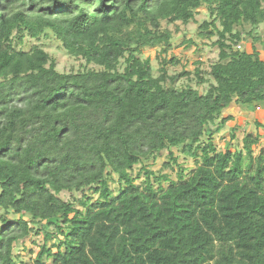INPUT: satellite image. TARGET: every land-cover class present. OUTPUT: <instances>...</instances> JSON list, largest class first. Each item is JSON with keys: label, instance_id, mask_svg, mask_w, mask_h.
Here are the masks:
<instances>
[{"label": "trees", "instance_id": "16d2710c", "mask_svg": "<svg viewBox=\"0 0 264 264\" xmlns=\"http://www.w3.org/2000/svg\"><path fill=\"white\" fill-rule=\"evenodd\" d=\"M202 7L210 21L198 35L216 37L218 60L201 94L175 86L189 76L167 74L175 58L155 77L141 53L166 54L173 33L162 22L186 25ZM262 23L264 0H0V264H27L15 246L44 227L55 235L44 231L32 264H264L259 136L219 151L208 128L231 120L232 104L264 107ZM49 34L81 70L58 72L39 44L18 49ZM172 148L195 161L189 177L142 168L136 185L133 168L164 151L163 167L177 165Z\"/></svg>", "mask_w": 264, "mask_h": 264}, {"label": "rangeland", "instance_id": "374dc122", "mask_svg": "<svg viewBox=\"0 0 264 264\" xmlns=\"http://www.w3.org/2000/svg\"><path fill=\"white\" fill-rule=\"evenodd\" d=\"M209 22V16L207 10L202 7L197 10L195 19L188 24L184 25L180 22L176 24H167L162 22V28H167L173 33V39L171 41V48L165 54L160 51V49H149L145 48L142 50L141 57L149 58L153 75L156 77L160 74V68H162V60H170L175 58L179 61L178 64H166V71L169 76H177L182 72L189 73V76H183L179 78L175 86L178 88H184L189 86L195 90H198L201 94L204 93L208 87L209 83L212 82L208 73L212 64L218 60V49L217 46L212 45L216 40V37L212 39L200 38L198 35V28L203 24V22ZM251 28L245 26L244 31H249ZM254 33L262 37L264 35V23L259 25ZM251 41L245 42V46L249 47ZM34 44H39L43 49L50 55V57L56 62V69L60 73H67L70 71L77 72L83 68V61L80 59H74L67 55L62 49L60 42L49 34L47 37L41 36L38 41L25 37L23 44L18 47L27 51ZM241 47L243 45L241 44ZM258 50L261 48L257 46ZM237 49V48H236ZM264 57L263 54H261ZM124 65L121 66L122 69ZM199 70L200 78L206 80V83L199 84L195 76V71ZM167 86V84H166ZM223 117L231 116L232 119L227 121L225 125L217 129L216 126L210 125L209 130H215L212 136V141L215 144L217 150H224V148H229L231 152L235 150H242L243 148V138L247 135L255 137L259 136L258 142L253 146L254 156L260 153L264 154V107H248L241 108L235 104H232L227 110L224 111ZM219 122V121H217ZM260 124V127L257 126ZM208 133L201 139V141H207ZM173 156L177 158V165H172L171 168H164L163 165L169 161V151H164L156 157L155 160H149L141 165H137L132 170V176L135 177L140 173L139 177L135 179V184L140 185L145 176L143 174V169L151 171L154 175H167L171 181H177V174L182 170L184 178H188L192 170L195 169L196 163L192 158L185 157L181 154L179 149H171ZM113 178L117 179L115 175ZM168 182H162L161 186L163 188L168 187ZM154 187L157 188V184L154 183ZM110 188L113 194L117 192L118 184L115 182L110 183ZM80 193H69L62 192L60 198L64 201H74L79 199ZM97 196H92V201L96 200ZM77 208H81L79 204L75 205ZM8 220H15L17 216L8 214L6 216ZM38 229V227H36ZM44 231H48L55 235L53 227H44L42 231L37 234H31L23 241L16 244L14 249V254L19 257L24 263L32 264L36 253L40 250L44 244ZM53 240L46 241V245L50 246Z\"/></svg>", "mask_w": 264, "mask_h": 264}]
</instances>
